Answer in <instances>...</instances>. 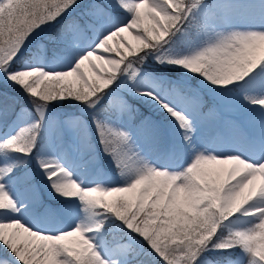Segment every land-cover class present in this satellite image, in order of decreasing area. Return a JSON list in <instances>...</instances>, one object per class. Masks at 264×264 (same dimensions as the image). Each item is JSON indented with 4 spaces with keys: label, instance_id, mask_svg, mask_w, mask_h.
<instances>
[{
    "label": "snow or ice",
    "instance_id": "obj_1",
    "mask_svg": "<svg viewBox=\"0 0 264 264\" xmlns=\"http://www.w3.org/2000/svg\"><path fill=\"white\" fill-rule=\"evenodd\" d=\"M234 3L0 0V79L24 94L0 91V264H264V18L242 30ZM93 140L120 182L65 162ZM37 174L82 215L26 219Z\"/></svg>",
    "mask_w": 264,
    "mask_h": 264
},
{
    "label": "rangeland",
    "instance_id": "obj_2",
    "mask_svg": "<svg viewBox=\"0 0 264 264\" xmlns=\"http://www.w3.org/2000/svg\"><path fill=\"white\" fill-rule=\"evenodd\" d=\"M235 11L233 13L234 20L236 22V26L241 28L242 30L247 28H259L261 27V21H262V10H264V0H235L234 3ZM238 14L240 16L238 17ZM245 18V19H243ZM134 34V31L123 33L122 36L125 37L128 41L135 44L136 42L132 40V35ZM115 45V42H113V46ZM36 49L33 48L32 50L27 51V55L25 56V60H31L33 59L34 53ZM50 59V58H49ZM167 78V77H166ZM6 78L0 79V91H4L8 89H12L13 92L8 91L11 95L16 96L18 99L23 98L24 94L21 89H19L18 86H12L10 82L5 83ZM27 100H24V106L26 107ZM62 109L67 111H72L71 105H62ZM31 111V109H29ZM81 114V113H80ZM78 114V115H80ZM85 118L88 117L86 113L81 114ZM153 115L151 113L145 114V116ZM82 118V116H81ZM154 118L159 119L160 117L155 116ZM83 119V118H82ZM9 134V128L0 125V136ZM238 147V145L234 144L232 141L226 139L222 144L218 146V150H232L234 148ZM211 150V149H210ZM69 167L73 168L76 174V177L82 181H84L86 184L89 182L96 183L101 181V183L107 181L109 186L112 183L120 182L122 178L119 176L118 173L114 171V166L110 163V157H108V164L111 166H101L98 158H95V163L91 165H82L80 164L79 156L76 154H72V157L66 158L65 161ZM72 162L80 169L79 171H76L74 166L72 165ZM93 166L95 169H92ZM36 167L32 162H29L27 165H25L26 170L31 173L33 168ZM97 172L101 173L103 176L102 180H96L97 179ZM33 179L36 181V187L37 191L39 193V200L36 204H34L31 208V210L28 212L26 219H31L32 216L44 213L42 216H44L38 223L45 225H56L62 227L65 223H71L73 220L76 219L78 215H82L80 212V206L79 201H64L62 197H58L56 193L52 192L43 182H42V176L41 175H34ZM259 182H257V185ZM23 187L22 185H17L16 188L13 190V194L18 195L21 193L23 195ZM47 210H55L56 212H59L58 217L62 219L60 216L61 213L64 210H67L70 212V214L76 216L73 219L69 217V219H62L61 221H53L51 220V216ZM77 211L78 213H75L73 211ZM41 216V217H42ZM33 219V218H32ZM31 219V220H32ZM36 223L35 220H32ZM46 221V222H43ZM208 260H211L210 257H207ZM213 261V260H212ZM213 264L215 262L213 261Z\"/></svg>",
    "mask_w": 264,
    "mask_h": 264
},
{
    "label": "bare ground",
    "instance_id": "obj_3",
    "mask_svg": "<svg viewBox=\"0 0 264 264\" xmlns=\"http://www.w3.org/2000/svg\"><path fill=\"white\" fill-rule=\"evenodd\" d=\"M96 180H98V179H96ZM99 182H101V181H99ZM257 182H259V180H257ZM15 196L18 197V198H22V194H21V193H19L18 195H15ZM60 216L62 217L63 220H65V219H69V217L72 218V219H73L74 217H76V216L70 214V212L67 211V210H64V211L61 213Z\"/></svg>",
    "mask_w": 264,
    "mask_h": 264
},
{
    "label": "trees",
    "instance_id": "obj_4",
    "mask_svg": "<svg viewBox=\"0 0 264 264\" xmlns=\"http://www.w3.org/2000/svg\"><path fill=\"white\" fill-rule=\"evenodd\" d=\"M26 54V53H25ZM170 73H173V72H171L170 71ZM8 91H13L11 88L10 89H8ZM138 103H140L141 105H145L144 103H142V102H139V101H137ZM146 106V105H145ZM140 107V106H139ZM54 112H56V110H53ZM212 260H214V258L212 257V256H209Z\"/></svg>",
    "mask_w": 264,
    "mask_h": 264
}]
</instances>
